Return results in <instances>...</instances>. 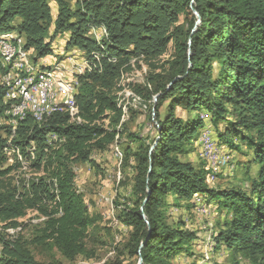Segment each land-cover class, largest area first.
Listing matches in <instances>:
<instances>
[{"label": "trees", "instance_id": "16d2710c", "mask_svg": "<svg viewBox=\"0 0 264 264\" xmlns=\"http://www.w3.org/2000/svg\"><path fill=\"white\" fill-rule=\"evenodd\" d=\"M76 2L73 10L65 0H0V37L12 36L15 43L23 38V49L34 52L35 62L52 54L51 42L45 41L52 28L53 34L69 31L66 46L81 48L79 56L91 63L78 76L69 110L52 113L41 122L27 115L16 128L0 126L3 229L16 226V218L27 208L38 206L45 213L40 206L44 197L57 202L61 214L53 217L57 210L51 213L31 241L44 244L52 240L69 260L86 253L84 236L94 219L73 188L72 162L88 160V147L105 148L113 141L121 117L115 95L121 71L132 59L148 61L166 54L173 42L175 55L168 67L151 74L145 86L134 87L145 104L152 102L150 119L156 135L148 141L137 136L135 151L127 149L133 160L132 187L121 220L131 229L126 249L134 260L126 264H138L139 257L141 264H172L179 255H191L196 233L181 221L170 222L166 209L195 207L198 196L222 212L223 222L212 233V244L217 253L226 252L227 264H239V259L264 264V0ZM51 3L57 7L53 20ZM192 10L198 13L199 24ZM187 14L191 15L189 22L186 18L180 22ZM16 18L20 22L14 27L11 23ZM92 26L104 27L105 34L99 39L87 35ZM51 68L41 66V72ZM3 98L0 85V116L6 108ZM77 108L82 120L68 122V114ZM178 108L194 114L183 119ZM107 118L111 131L101 121ZM207 124L228 148L239 150L243 144L251 150L252 161L259 167L248 189L209 187L211 170L199 151L204 167L183 160L194 151ZM50 133L65 138L60 150L53 151L47 139ZM6 149L22 151L19 168L25 167L23 157H34L32 164L45 165L48 175L19 191L9 179L12 167H5ZM52 177L58 193L51 192ZM28 243L22 236L6 238L2 231L0 264H55L37 261Z\"/></svg>", "mask_w": 264, "mask_h": 264}, {"label": "rangeland", "instance_id": "374dc122", "mask_svg": "<svg viewBox=\"0 0 264 264\" xmlns=\"http://www.w3.org/2000/svg\"><path fill=\"white\" fill-rule=\"evenodd\" d=\"M65 2L69 8L73 10L77 8L76 0H65ZM51 6L53 20L57 12V7L54 3H51ZM185 18L189 22L191 15H182L180 17V22L184 21ZM19 22L20 19L16 18L11 24L15 27ZM100 28L102 29V26H100ZM69 34L67 30L53 34L52 28H49L45 36V41L51 42L53 52L42 59L39 58V60L41 59L53 65L55 62L59 61L57 60L59 56L63 59L67 55H79L82 53L83 50L81 48L66 46V40ZM87 35L90 36L89 31ZM21 40L23 41L24 39L22 38ZM71 50L73 51L71 52ZM174 55L175 50L173 42H170L166 54L156 59L148 61L144 59H132L130 61L126 70L121 71L115 86L118 107L121 109L119 105L126 103L127 108H125V110L121 109V117L119 123L115 126L116 134L113 141L105 148H98L96 146L88 147V160L72 162V171L74 173L73 188L81 196L86 207L87 215L94 219L92 227L88 228L84 236L86 253L77 255L74 259L69 260L62 255L61 251L52 240H48L44 244H37L31 241L44 226L45 221L48 220L51 213L57 210V213H54L53 217H58L61 214L57 202L47 201L44 197L42 198V205L40 206L46 210L45 213L42 212L38 206L27 208L21 216L16 218V226L3 229V227H5V222L0 223V233L3 231L6 238L22 236L24 239H27L29 242L28 249L39 262H52L55 264H126L134 260V257L129 256L126 249L131 229L121 220L122 210H124L125 205L129 202L128 198L132 187L131 166L133 165V160L130 155L127 156L129 151H127V149L135 151L138 143L137 136L142 140L148 141V138L151 139L156 135L153 129L155 123L150 119L152 102L144 100L147 104L146 106L142 99L137 96L138 94L135 92L134 87L145 86L151 74L162 73L163 69L168 67V63L173 59ZM28 56L33 60L35 54L33 51H30ZM37 63L40 64L39 61H37ZM41 66L48 67L47 65ZM122 84L125 88L127 87L128 93L130 92L139 98L140 104L137 103L136 97L130 94H128V96L122 91ZM119 93H121L120 98L123 99L121 104L119 103ZM166 103L165 101L159 108L160 116L164 113ZM176 112L183 119L194 114L187 113L180 108H178ZM68 115V122L70 123L82 120L78 108ZM4 121L2 113L0 116V126L16 128V126L3 123ZM101 121L104 123L106 130L111 131L112 127L108 124L109 119L107 118ZM207 125L204 126V128L208 130L211 127ZM218 129H222L221 126H219ZM212 130L211 128L209 131L211 134ZM214 130V137H212V139L214 142L216 141L217 147L221 150V153L230 157V162L227 166L218 169L217 179L214 182H208V186L217 189L236 186L242 189H248L259 167L258 164L252 161L251 150L247 149L243 144L240 146L239 150L228 148L227 145L219 140ZM202 133L203 130H201L199 136ZM8 137L9 133L5 135V142ZM59 137L60 141L56 140L50 144L51 147H53V151L60 150L66 141L64 137ZM238 141L239 140L236 139L234 143ZM8 144H10V142H8L5 147H7ZM31 145L32 147L29 150L33 152L34 144L32 143ZM198 151L201 152L199 137L198 141L194 144V151L183 157V160L192 162L196 167H204L205 164L200 159V157H203L201 153L200 157L198 156ZM21 153L22 151H19V149H6L5 154L3 153L6 158L5 167H12L9 179L12 181V184L19 186V191L29 188L32 180L48 175L45 165L41 164L37 167L32 164L34 157H29L27 159L23 157V154L22 159L25 162V167L24 169L19 168L17 166L18 156L21 155ZM204 161L206 162L205 159ZM206 165L208 168L207 162ZM51 167L53 168L54 164L48 168L51 169ZM245 171H247V174L244 173ZM6 180L8 181V178H6ZM52 182L53 187L51 192L58 193L56 186L57 182L54 178ZM195 205V207L188 208L183 206L181 208L170 207L166 209V215L167 218L170 216L168 218L170 222L177 223L181 221L186 224L187 229L193 230L197 235L191 247V255H179L175 257L172 264H227L226 252L220 251L217 253L214 244H212V233L216 231L223 222L222 212L215 209L212 203L206 205L201 196H198ZM88 255L90 256L88 257ZM239 264H249V262L239 259Z\"/></svg>", "mask_w": 264, "mask_h": 264}, {"label": "bare ground", "instance_id": "6f19581e", "mask_svg": "<svg viewBox=\"0 0 264 264\" xmlns=\"http://www.w3.org/2000/svg\"><path fill=\"white\" fill-rule=\"evenodd\" d=\"M89 31L90 34L97 39L105 34L104 27L101 29L100 27L92 26ZM11 38L12 36L0 37V43L14 45L15 49V52H10V58H8L5 48L0 46V56L2 57V63L0 66V85L3 88V91H6L3 98L4 104L6 105L3 112L5 120L3 123L10 126H17L27 115H30L36 121L41 122L45 116L55 112L62 113L69 110L73 105L71 96L76 93L78 88V76L85 70H89L91 68V63L82 55H71L65 58V60L70 61L73 65H80L82 67H71L70 71V65L68 63H59V61H57L51 65L52 68L50 70L41 72V65L29 58L28 53L30 50L23 49L24 42L21 40L22 38H20L17 43L13 42ZM12 68V77H8L7 71H11ZM35 72H37V74H35ZM57 73H59V75ZM38 81H40L41 91L45 97H41L39 86L36 85ZM60 84L63 87L64 94L68 97L69 103L63 104V102H58V99L62 97ZM50 85L52 86V90ZM121 87L126 95L130 94L131 96L136 97L134 94L130 92L128 93L126 89L127 87L125 88L123 84ZM28 95H34V99L23 101L22 96ZM120 96L121 93H119V103L121 104L123 99L120 98ZM136 100L139 104V98ZM55 105L56 107H51L47 110V106ZM119 106H121V109L123 110L127 108L126 103ZM199 115L202 119L205 118L203 113ZM202 130L203 133L199 136L201 148L200 153L206 160L208 169L211 170L208 180L209 182H214L216 180L218 169L227 166L230 157L221 153V150L214 143L211 133L206 132L208 131L206 128ZM47 139L49 143L56 140L60 141V139H58L53 133L48 134Z\"/></svg>", "mask_w": 264, "mask_h": 264}, {"label": "built area", "instance_id": "2783aa9c", "mask_svg": "<svg viewBox=\"0 0 264 264\" xmlns=\"http://www.w3.org/2000/svg\"><path fill=\"white\" fill-rule=\"evenodd\" d=\"M0 46H3L6 50V55H8V58H10V52H15V49H14V45H7L5 43H0ZM95 59L96 61H98V58H93ZM59 60L60 62H63V63H68L70 65V71H71V67H82L80 65H73L70 61H66V60H63L61 58V56H59V58L57 59ZM12 61V60H11ZM12 71H13V68L11 69V71H7V75L8 77H12ZM35 74H37V72H35ZM59 75V73H57ZM13 81V79H12ZM39 86V92H41V97H45L43 94H42V91H41V86H40V81H38V83L36 84ZM61 86V84H60ZM74 87V86H72ZM50 88L52 90V86L50 85ZM61 89H62V97H60V99H58V102H63L64 103H69V100H68V97L64 94L63 92V87L61 86ZM6 94V91H4V95ZM28 99H34V95H28V96H22V100L23 101H28ZM51 107H56L55 106H47V110ZM211 129V128H210ZM210 129H208V131L206 132H209ZM205 132V133H206ZM9 151V150H8ZM11 152V151H10Z\"/></svg>", "mask_w": 264, "mask_h": 264}, {"label": "water", "instance_id": "95a60500", "mask_svg": "<svg viewBox=\"0 0 264 264\" xmlns=\"http://www.w3.org/2000/svg\"><path fill=\"white\" fill-rule=\"evenodd\" d=\"M191 4H192V1H191ZM193 11V14L197 17V23L196 24H199L200 22V17L198 15V13L195 11V10H192ZM156 99V96L154 97V100ZM141 258L139 257V261H138V264H141Z\"/></svg>", "mask_w": 264, "mask_h": 264}, {"label": "crops", "instance_id": "0c3cea01", "mask_svg": "<svg viewBox=\"0 0 264 264\" xmlns=\"http://www.w3.org/2000/svg\"><path fill=\"white\" fill-rule=\"evenodd\" d=\"M68 57H69V56H68ZM66 58H67V57H66ZM41 59H42V58H41ZM41 59H40V60L37 59L36 61H39L40 64H41V65H44V66H45V65H47V66H48V65H51V64H49V63H47V62H45V61H42ZM64 60H65V58H64ZM55 61H56V60H55ZM55 61H54V62H55ZM54 62H53V63H54ZM59 63H61V62L59 61Z\"/></svg>", "mask_w": 264, "mask_h": 264}]
</instances>
